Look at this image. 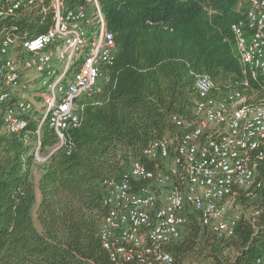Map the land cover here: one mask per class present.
<instances>
[{"label": "trees", "instance_id": "trees-1", "mask_svg": "<svg viewBox=\"0 0 264 264\" xmlns=\"http://www.w3.org/2000/svg\"><path fill=\"white\" fill-rule=\"evenodd\" d=\"M60 1L74 9L87 0ZM248 3L98 0L113 35L114 62L102 69L100 92L76 100L79 122L65 131L61 146L48 123L41 125L40 155L47 160L36 185V114L23 115L28 125L17 134L4 131L0 116V264H112L99 236L108 215L106 183L117 181L132 161H145L146 146L172 131V115L193 117L198 76L209 77L217 98L240 91L250 107L264 105V74L253 77L240 63L232 32ZM48 6L46 0L0 14V41L45 33L53 22ZM255 173L261 188L235 195L249 216L240 215L231 237L214 234L195 212L186 213L179 239L167 247L175 264H255L264 256V161Z\"/></svg>", "mask_w": 264, "mask_h": 264}, {"label": "built area", "instance_id": "built-area-1", "mask_svg": "<svg viewBox=\"0 0 264 264\" xmlns=\"http://www.w3.org/2000/svg\"><path fill=\"white\" fill-rule=\"evenodd\" d=\"M45 1L0 0V14L9 16ZM48 8L53 22L45 33L21 42L5 35L0 41L4 131L17 134L26 128L23 115L34 108L24 98L1 108L13 92L30 89L20 81L22 72L39 78L46 93L40 114H31L38 121L35 161L47 160L40 155L41 125L48 123L61 146L65 131L79 122L76 100L100 92L102 69L115 58L113 35L106 29L98 0H87L74 9H64L60 0H49ZM232 32L240 63L253 77L264 74V0H249ZM15 46L19 52L11 56ZM194 87L193 117L184 120L172 115V131L146 146L145 161H132L117 181L106 183L103 202L108 215L99 236L112 264H175L167 247L179 239L190 211L197 214L201 226L231 237L240 215L228 209L237 191L252 195L261 188L255 171L264 161V105L250 107L240 91L217 98L206 75L198 76ZM161 188L164 194L158 191ZM255 264H264V256Z\"/></svg>", "mask_w": 264, "mask_h": 264}, {"label": "rangeland", "instance_id": "rangeland-1", "mask_svg": "<svg viewBox=\"0 0 264 264\" xmlns=\"http://www.w3.org/2000/svg\"><path fill=\"white\" fill-rule=\"evenodd\" d=\"M19 52V47L15 46L12 48L9 52L11 56H15ZM24 73L21 76V82H26L30 85V89H20L18 92H13L15 94V98L20 99H28L34 104L33 111L30 114H36L37 116L40 114L39 112L43 109V97L46 96V93L44 89L42 88V85L40 84L39 78L34 79V74L32 72H22ZM41 78V77H40ZM106 78L102 75L99 78L98 84L101 85ZM45 94V95H44ZM42 95V96H41ZM19 96V97H18ZM42 158H46L44 155H41ZM45 161H35V163L32 165V179L34 184L36 185L38 178L42 174L44 168H45ZM161 194L165 193V189L161 188L158 190ZM39 199V194L37 193V200ZM235 202L232 201L231 206H229V212L230 213H237L239 215L249 216V210H246L240 203H237L236 198L234 199ZM192 212V211H190ZM185 264H190V262L186 261Z\"/></svg>", "mask_w": 264, "mask_h": 264}]
</instances>
